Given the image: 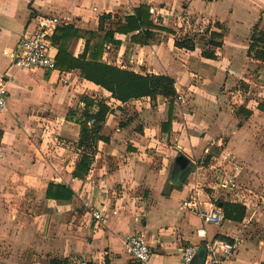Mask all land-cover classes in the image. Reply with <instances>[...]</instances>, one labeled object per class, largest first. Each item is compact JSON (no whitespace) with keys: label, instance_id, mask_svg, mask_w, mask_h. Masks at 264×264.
<instances>
[{"label":"crops","instance_id":"crops-1","mask_svg":"<svg viewBox=\"0 0 264 264\" xmlns=\"http://www.w3.org/2000/svg\"><path fill=\"white\" fill-rule=\"evenodd\" d=\"M142 5L155 9L162 15L157 19L173 30H178L171 27L176 19L180 26L193 20L197 28L206 19L222 27L223 46L215 60L202 56L200 43L195 51L175 47V36L166 33L147 46L132 42V34H116L120 47L103 54L120 68L176 81L185 103L175 101L168 133L162 124L171 104L163 97L121 103L84 80L79 70L28 71L13 65L20 38L34 32L42 18L56 17L58 28L71 29L63 43L78 57L85 48L83 34L99 32L105 14L113 16L108 29L115 16H131ZM150 19L156 23L155 16ZM256 26L264 30V0H0V75L6 77L8 99L0 115V264L53 259L135 264L125 240L137 232L146 234L149 264H182L183 248L202 250L206 239L237 235L242 222L205 225L181 203L196 193L206 210L236 203L212 190L216 179L209 166L224 151L241 168L245 218L257 206L247 196H264V62L248 55ZM58 52L55 47V57ZM84 95L109 99L112 113L103 130L110 142L98 144L90 172L81 180L73 176L81 157L76 149L80 127L68 114L81 111ZM178 156L193 166L184 182V171L175 167ZM52 185L67 186L73 197L48 198ZM115 201L119 214L104 223L86 207L113 208ZM203 228L205 238L198 235ZM240 237L238 252L225 264H264V206ZM201 262L200 256L196 263Z\"/></svg>","mask_w":264,"mask_h":264},{"label":"trees","instance_id":"trees-1","mask_svg":"<svg viewBox=\"0 0 264 264\" xmlns=\"http://www.w3.org/2000/svg\"><path fill=\"white\" fill-rule=\"evenodd\" d=\"M112 18V14H105L101 20L99 32L83 34L85 48L78 57L68 53V46L63 43L71 34V29L57 28L52 37L54 46L59 50L56 67L62 72L79 70L84 80L106 90L111 94L112 99L121 103L142 98H150L154 102L158 97L165 98L171 104L168 121L162 124L163 131L168 133L173 121L172 110L178 97L176 81L168 75H141L132 70L120 68L111 63L108 58H103V54L107 51L112 53V49L117 50L120 47V41L115 39L116 34H132V42L147 46L151 42L160 41L163 33H166L175 36V47L195 51L197 44L200 43L202 56L215 60L218 57V49L223 46L222 27L219 23L208 20L207 27L201 34L197 31L193 32L196 22L188 20V27L182 26V23L178 30H173L163 26L162 21L158 20L156 23L152 21L149 8L145 5L137 8L131 16L125 18L115 16L114 23L111 22V26L106 29L108 21L113 20ZM248 55L264 62V30H260L257 26L251 36ZM81 102L84 104L81 111L71 110L68 120L75 121L80 127L76 149L81 157L73 171V176L82 180L90 172L98 152V144L110 142V138L103 134V130L112 109L104 98L84 95ZM240 111L243 112V110ZM243 113L247 117L252 115L250 112ZM52 190H56L57 194L52 195ZM47 197L55 200H70L73 197V191L65 185H52ZM221 205L226 220L241 223L247 215L248 208L242 203L222 202ZM50 264H66V261L53 259Z\"/></svg>","mask_w":264,"mask_h":264},{"label":"built area","instance_id":"built-area-1","mask_svg":"<svg viewBox=\"0 0 264 264\" xmlns=\"http://www.w3.org/2000/svg\"><path fill=\"white\" fill-rule=\"evenodd\" d=\"M149 12L152 16H155L156 22L158 21L157 18L160 16L162 17V15L153 8H151ZM207 24L208 20H201V22L197 23V28H194L193 32L200 28L198 32L202 34ZM60 25L61 22L56 17L42 18L34 32H25L17 45V50L13 57V65L18 69L28 71L37 69L55 71L57 67L54 54L55 46L52 42V37L55 30ZM185 26L188 27V22ZM177 102L181 104L185 103V97L178 95ZM7 105L6 77L0 75V115L7 109ZM209 170L216 179L215 184L212 186L214 192L225 193L228 196L231 195L233 202L242 203L247 206L242 200L243 188L239 181L241 168L236 163L233 154L227 151L222 152L214 159V163L210 164ZM247 198H249V201L257 203V206L254 207L252 212L254 216L257 211L264 206V196H261V199H257L253 195L247 196ZM86 207L92 212L93 218L101 223H104L111 215L117 216L119 214V206L116 201L113 204V208H111L112 206H110V204L107 206L102 203L99 206L86 203ZM181 209L197 214L205 225L221 226L226 222V217L221 207L212 205L207 210L201 207L198 193L192 194L188 199L183 201L181 203ZM253 216L243 220L242 227L238 229L237 235L232 236L231 239H206L204 249L207 259L204 264H225L226 261L232 260L238 252L242 242L240 235H242L244 228L251 222ZM198 235L204 238L207 237L206 229L203 228L199 230ZM199 250L200 249L195 245L183 248L181 250L182 264H194ZM125 252L135 264H149L151 249L146 234L137 232L128 236L125 240ZM80 264H88V262L84 260L81 261Z\"/></svg>","mask_w":264,"mask_h":264},{"label":"water","instance_id":"water-1","mask_svg":"<svg viewBox=\"0 0 264 264\" xmlns=\"http://www.w3.org/2000/svg\"><path fill=\"white\" fill-rule=\"evenodd\" d=\"M176 168L183 170V174H182V178L180 181L184 182L186 180V178L189 175V172L192 170V167L190 165V161L187 160L184 156H178L177 160H176ZM221 207V206H220ZM206 254L205 249H202L198 252V254L196 255V258L194 260V264H197V260L200 259V256L202 257V262L201 264H204V256Z\"/></svg>","mask_w":264,"mask_h":264},{"label":"rangeland","instance_id":"rangeland-1","mask_svg":"<svg viewBox=\"0 0 264 264\" xmlns=\"http://www.w3.org/2000/svg\"><path fill=\"white\" fill-rule=\"evenodd\" d=\"M179 6V5H178ZM179 9H180V7H179ZM200 22H201V20H200ZM171 27L172 28H175L176 27V29H179L180 28V19H176V20H174V22H172V25H171ZM201 27V26H200ZM198 29H200V28H198ZM198 29L196 30L197 32H198ZM200 46H202V44H200ZM100 98V97H99ZM102 98H105V97H102ZM107 101H109V99H107ZM169 102V101H168ZM171 165V164H170ZM200 165H202L203 166V164H198V166H200ZM172 166V165H171ZM170 174V173H169Z\"/></svg>","mask_w":264,"mask_h":264}]
</instances>
